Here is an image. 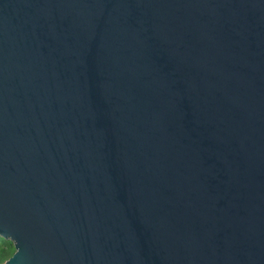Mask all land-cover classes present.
I'll return each instance as SVG.
<instances>
[{
  "label": "water",
  "instance_id": "water-1",
  "mask_svg": "<svg viewBox=\"0 0 264 264\" xmlns=\"http://www.w3.org/2000/svg\"><path fill=\"white\" fill-rule=\"evenodd\" d=\"M2 264H264V0H0Z\"/></svg>",
  "mask_w": 264,
  "mask_h": 264
},
{
  "label": "trees",
  "instance_id": "trees-1",
  "mask_svg": "<svg viewBox=\"0 0 264 264\" xmlns=\"http://www.w3.org/2000/svg\"><path fill=\"white\" fill-rule=\"evenodd\" d=\"M14 247L10 241L0 238V264L9 259L14 253Z\"/></svg>",
  "mask_w": 264,
  "mask_h": 264
}]
</instances>
